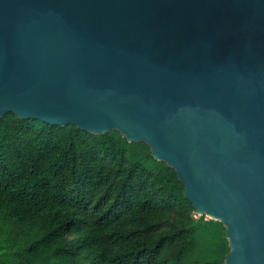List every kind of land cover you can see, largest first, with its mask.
<instances>
[{
  "label": "water",
  "instance_id": "obj_1",
  "mask_svg": "<svg viewBox=\"0 0 264 264\" xmlns=\"http://www.w3.org/2000/svg\"><path fill=\"white\" fill-rule=\"evenodd\" d=\"M10 113L148 144L264 264V0H0Z\"/></svg>",
  "mask_w": 264,
  "mask_h": 264
},
{
  "label": "trees",
  "instance_id": "obj_2",
  "mask_svg": "<svg viewBox=\"0 0 264 264\" xmlns=\"http://www.w3.org/2000/svg\"><path fill=\"white\" fill-rule=\"evenodd\" d=\"M174 168L118 130L0 119V264H225Z\"/></svg>",
  "mask_w": 264,
  "mask_h": 264
},
{
  "label": "rangeland",
  "instance_id": "obj_3",
  "mask_svg": "<svg viewBox=\"0 0 264 264\" xmlns=\"http://www.w3.org/2000/svg\"><path fill=\"white\" fill-rule=\"evenodd\" d=\"M207 218H209V216L205 215Z\"/></svg>",
  "mask_w": 264,
  "mask_h": 264
}]
</instances>
